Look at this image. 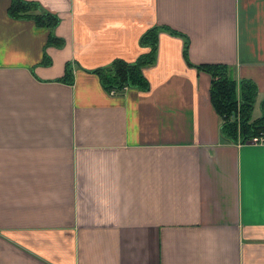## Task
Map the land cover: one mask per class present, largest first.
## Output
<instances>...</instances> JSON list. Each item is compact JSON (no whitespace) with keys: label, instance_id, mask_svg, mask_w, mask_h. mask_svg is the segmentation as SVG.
Instances as JSON below:
<instances>
[{"label":"crops","instance_id":"0c3cea01","mask_svg":"<svg viewBox=\"0 0 264 264\" xmlns=\"http://www.w3.org/2000/svg\"><path fill=\"white\" fill-rule=\"evenodd\" d=\"M36 1L51 29L0 0V264H264V142L222 135L196 66L251 80L257 117L264 0ZM150 26L146 87L108 93L88 69Z\"/></svg>","mask_w":264,"mask_h":264},{"label":"trees","instance_id":"16d2710c","mask_svg":"<svg viewBox=\"0 0 264 264\" xmlns=\"http://www.w3.org/2000/svg\"><path fill=\"white\" fill-rule=\"evenodd\" d=\"M7 12L11 16L27 15L35 24L51 29L58 17L47 10H41L36 0H10ZM170 31L176 32L169 29ZM156 26L145 29L138 37V43L149 49L139 53L132 61L115 58L108 63L90 68L88 71L97 74L103 88L109 92L120 91L125 85L145 88L147 83L141 72L143 65L149 64L153 58ZM45 44H59L60 38L48 32ZM59 41V42H58ZM210 76L209 96L211 104L220 118L222 135L231 140H240L258 134L264 129V95L259 101V115L251 117V110L256 96L254 83L247 78L235 80L233 68L221 62L197 64ZM64 75H70L65 66ZM236 115V117H235Z\"/></svg>","mask_w":264,"mask_h":264},{"label":"built area","instance_id":"2783aa9c","mask_svg":"<svg viewBox=\"0 0 264 264\" xmlns=\"http://www.w3.org/2000/svg\"><path fill=\"white\" fill-rule=\"evenodd\" d=\"M110 94L112 93H115V90L113 89H110L109 92ZM237 142H245V141H249V142H252V143H263L264 142V129H262L258 134L256 135H253V136H250L248 138H245L243 140H239L237 138L236 140Z\"/></svg>","mask_w":264,"mask_h":264},{"label":"rangeland","instance_id":"374dc122","mask_svg":"<svg viewBox=\"0 0 264 264\" xmlns=\"http://www.w3.org/2000/svg\"><path fill=\"white\" fill-rule=\"evenodd\" d=\"M235 117H236V115H235ZM239 139V138H238ZM240 140V139H239Z\"/></svg>","mask_w":264,"mask_h":264}]
</instances>
